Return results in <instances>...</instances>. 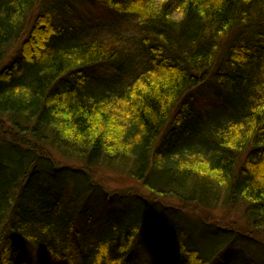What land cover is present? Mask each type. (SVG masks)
I'll use <instances>...</instances> for the list:
<instances>
[{"label": "trees", "instance_id": "obj_1", "mask_svg": "<svg viewBox=\"0 0 264 264\" xmlns=\"http://www.w3.org/2000/svg\"><path fill=\"white\" fill-rule=\"evenodd\" d=\"M71 1L0 0V264H135L170 233L165 221L151 229L155 215L221 194L264 234V0H82L106 12L96 22ZM43 156L125 170L149 203L103 188L75 207ZM128 194L98 234L86 231L97 206ZM198 222L174 226L155 264H232L247 245L264 264V242Z\"/></svg>", "mask_w": 264, "mask_h": 264}, {"label": "rangeland", "instance_id": "obj_2", "mask_svg": "<svg viewBox=\"0 0 264 264\" xmlns=\"http://www.w3.org/2000/svg\"><path fill=\"white\" fill-rule=\"evenodd\" d=\"M73 10L75 11L76 14L79 15L81 19L84 21H89V22H96L99 19H102L103 17L107 16L106 12L102 10L99 6L96 4H89L87 2H84L82 0L76 1L73 0L71 1ZM6 118L4 115L0 114V128H5L7 124H5ZM1 132V129H0ZM10 136V134L8 135ZM51 154H56L58 156L59 154L52 150ZM3 156H5L4 152L2 153ZM26 155V154H25ZM10 156V155H9ZM18 156V154H16ZM30 156L32 159H34L35 152H31ZM31 157H24L19 160V163H21L22 160H24L23 163H29V160ZM59 157H50L48 156L49 159H47L54 168L59 169L54 175L57 178V184L62 188V191L64 194H66V197L71 198V199H76L77 203L75 207H77L80 203L81 200L84 199L83 201H91L86 200L88 197L92 198L95 197L96 194L99 192L101 195H104L105 192L102 190L105 188L108 192L112 193L116 191L117 189L120 190H125L124 192H130L134 193L137 190L141 192V199L144 202V204H148L149 198H147V192L146 190L134 179L129 177L125 172V170H113L111 168H107L104 166H94V167H88V170L82 168V165H78L77 162L75 161H70V160H65ZM36 162L44 163L43 159H39ZM46 166V163L44 164ZM196 165V164H195ZM194 166V165H193ZM47 167V166H46ZM63 167H68L69 169L67 170H62ZM123 167V164L122 166ZM124 171V172H123ZM57 185V186H58ZM119 190V191H120ZM97 193H94L96 192ZM93 192V193H92ZM107 192V193H108ZM122 192V191H121ZM122 193V194H123ZM130 194L127 195V197L130 196ZM138 196V195H137ZM151 196V195H148ZM223 195L221 194V197L218 200V203H216L215 206L213 207H208V208H201L197 204H191L190 206L187 207L186 211L181 212L180 215L177 216H169L165 213V211L162 210V213L160 214V220H158L160 215H155L153 219L151 220V229L152 230H158L161 232L159 227H163L165 222L168 223L170 233L168 234H163L161 233L156 234L157 236L155 237H160L158 238L157 241H153L155 243V248H157L158 251H155L153 249V246L150 243V248L152 253L158 252V255L160 256L161 254H164V250L168 248H172V246L175 244H172L174 241H177V237L179 235V232L176 227L179 225V229L186 223L191 224L192 222H195L198 220H204L209 223V227L212 229H215V226L217 227H224L228 229H232V232L238 231V235L240 236L241 240H246L247 236L253 239H257L261 243L264 242V234H259L258 232H253L251 226L248 224L242 209L239 206H235L232 204H225L223 199ZM157 198V197H156ZM120 200L119 202H112L109 205H104V206H97V208L94 210V214L98 216L101 212H103V215L100 219V223L97 222L94 225L90 226V229H86L88 233L92 234H98L99 233V228H101V223H105V220L107 219V216L110 214L111 211H116L117 214L126 209L132 200L131 197L128 199L126 198H121L120 196L118 197ZM160 201L167 203V204H173L172 207L175 211L179 212V210L175 209V206L179 205L178 202H176L173 199H168V198H157ZM188 201V200H187ZM155 209H158L159 207L155 206ZM150 207H148L146 210L141 211V215L139 216V220H143L144 216L149 213ZM81 214L85 211V209H80ZM79 210V211H80ZM88 217H82V219L86 220ZM93 218V215L92 217ZM165 221V222H164ZM198 224H200L198 222ZM165 227V225H164ZM85 231V230H84ZM85 231V233H86ZM250 231V232H249ZM149 232H151L149 230ZM191 233H194L195 235H200L198 232L195 230H191ZM159 235V236H158ZM164 235H168L165 237H162ZM89 241V240H88ZM199 242V241H198ZM226 243H222L219 245V249L222 247H225ZM239 247L241 245L239 244ZM256 247L253 245H247L246 247L243 248L242 250V255L239 257H236L235 261H233L232 264H248V261L251 264V261H259L263 256L261 255V252L255 250ZM137 258H136V263L135 264H155V259L152 257L151 251L146 250L143 247L138 248L137 250ZM240 253V252H239ZM241 254V253H240ZM238 254V255H240ZM219 254L217 253L216 258H218ZM253 259V260H251ZM228 262V263H227ZM232 260L226 259L224 261L225 264H230Z\"/></svg>", "mask_w": 264, "mask_h": 264}, {"label": "bare ground", "instance_id": "obj_3", "mask_svg": "<svg viewBox=\"0 0 264 264\" xmlns=\"http://www.w3.org/2000/svg\"><path fill=\"white\" fill-rule=\"evenodd\" d=\"M42 159H43L44 163H46V164H47V163H50V162L47 160L46 157L43 156V157L41 158V160H42ZM40 163H42V162H40ZM57 178H58V177H56V176H54L53 178L51 177L52 182H53V185H54V184H55L56 186L58 185V184H57V181H56ZM58 179H59V178H58ZM46 180H47V178H45V179L41 182L40 185H41V187H44V186H45V189L50 190L49 186H48L47 183H46Z\"/></svg>", "mask_w": 264, "mask_h": 264}]
</instances>
